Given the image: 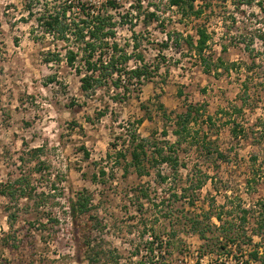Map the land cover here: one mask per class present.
Segmentation results:
<instances>
[{
    "label": "rangeland",
    "instance_id": "obj_1",
    "mask_svg": "<svg viewBox=\"0 0 264 264\" xmlns=\"http://www.w3.org/2000/svg\"><path fill=\"white\" fill-rule=\"evenodd\" d=\"M79 1L119 22L134 2ZM165 2L145 0L134 13L137 49L130 23L118 27L120 48L142 54L151 71L116 101L123 88L81 90V55L67 63L78 44L26 22L24 0H0V264H264V44L256 39L248 71L250 51L235 39L264 28V0L204 14L215 31L211 59L237 65L218 76L174 41L201 20L185 23ZM190 104L203 111L181 131ZM234 120L248 137L233 135ZM142 141L139 173L131 151ZM162 147L178 163L160 162Z\"/></svg>",
    "mask_w": 264,
    "mask_h": 264
},
{
    "label": "trees",
    "instance_id": "obj_2",
    "mask_svg": "<svg viewBox=\"0 0 264 264\" xmlns=\"http://www.w3.org/2000/svg\"><path fill=\"white\" fill-rule=\"evenodd\" d=\"M144 1L145 0H134L126 13L121 15L122 20L119 22L115 19L113 14H110L108 11H95L93 8L88 7L87 3L84 1H77L79 4V12L78 16H76V12H74V5H76L74 4L75 0H53V2H48V0H24V10L27 12L28 18L23 19H27L26 22H28L30 21V18L35 17L37 21L36 27L42 28L44 34L49 33L53 35V38L56 41L79 45V51L74 49L68 50L67 63L70 66H74L75 62L81 55L84 71L80 66H76V70L81 75L82 91L87 92V94H94L99 89H111L112 86L116 90L123 88V96L120 97V92H117V96L114 100L125 101L129 98L128 93L130 92V86L141 84L142 79L144 78L148 79L151 70L142 54L132 56V54H130L125 48H120L121 43L117 38V32L120 25L124 26L127 23H130V29L134 34L133 39L136 37L137 33L135 30L136 24L134 23V13H140ZM196 1L197 0H166L165 2L168 8L176 9L183 22L188 23L190 21L201 20L198 24L196 23V34H191L189 32L187 34L179 33L178 37L174 40L175 44H181V41H183V43L187 44L191 49H194L206 72L216 71L215 75L218 76V70L220 69L229 72L232 68H237L235 62L229 65V63L225 62L221 57L217 58V60L211 59V54L208 52L213 51L210 44L215 39V31L210 29L208 22H206L207 19L202 21L204 14H206L208 10H210V12L213 11L215 3L225 4L229 0H202L200 4H197ZM233 2L236 3V7L239 8L244 3L251 5L253 0H233ZM107 3L111 8L118 7L116 0H109ZM155 15L154 12L150 14V16ZM126 19H129V21ZM224 23L227 28L231 26L230 24H227V19H225ZM234 24L235 22L233 21V27ZM35 29V26H33L31 32L34 33ZM226 36L227 35H223L221 37L222 40H225ZM235 39L237 40L236 44H245L246 49L250 51L252 63L250 65L248 64V71L250 69V71H252L254 65H257L254 54L255 48L253 45L256 43V39L260 40L261 44H264V28H257L255 31L248 32L245 36L242 35ZM134 41L133 48L137 49L140 43L135 39ZM108 45H111L112 52L110 54H104L101 48H105V46ZM226 49L227 46L222 45V50ZM132 58L137 59L139 64L130 68L128 63ZM124 74L127 75V82L122 84V75ZM134 79H136V84L133 83ZM242 85L244 87L243 92L247 95L249 90L248 82L245 80ZM201 111H203L202 104H190L185 113L179 114L176 121L177 126L181 127V131H186L191 119L196 118V115H199ZM207 119L212 120V117L208 116ZM143 120L144 118H140L137 120V123L140 124ZM234 121V127L232 129L233 135L235 137H240V135H243L245 138L248 137L245 128L237 123L236 120ZM175 133L178 134L180 131L176 130ZM132 137L133 140L140 138L136 132L133 133ZM142 139L144 140V138ZM143 142L144 141L138 142L131 151L132 164L137 168L139 173H142L143 170L141 166L145 157H147V148ZM169 148H171V145ZM37 151L38 150L35 149L33 152ZM157 151L159 156H161L160 162L172 161L175 164L178 163V158L176 156L171 157L162 155L164 147L157 148ZM218 155L225 158V154L222 151H219ZM155 162L159 163L158 160H155ZM19 181L21 182L22 179H19ZM22 192L23 194H26L24 188L22 189ZM5 193H7L6 190L3 191V194ZM74 207L76 209L75 204H73V208ZM221 208H224V205H222ZM245 212L247 211L245 210ZM216 217L218 220L222 221L220 213L217 214ZM243 220L246 221V216L243 217ZM261 225L264 226V223L262 222ZM228 239L229 241H232V243L236 242L231 237ZM249 240L252 241V238ZM253 255H256V250L253 252Z\"/></svg>",
    "mask_w": 264,
    "mask_h": 264
},
{
    "label": "built area",
    "instance_id": "obj_3",
    "mask_svg": "<svg viewBox=\"0 0 264 264\" xmlns=\"http://www.w3.org/2000/svg\"><path fill=\"white\" fill-rule=\"evenodd\" d=\"M203 258H204V257H203ZM203 258H199L200 262H203V260H204ZM241 263H242V262H241Z\"/></svg>",
    "mask_w": 264,
    "mask_h": 264
}]
</instances>
